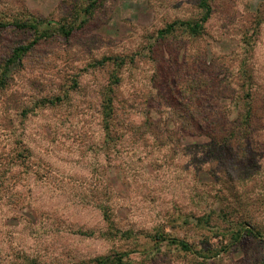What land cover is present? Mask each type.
Instances as JSON below:
<instances>
[{
  "label": "rangeland",
  "instance_id": "374dc122",
  "mask_svg": "<svg viewBox=\"0 0 264 264\" xmlns=\"http://www.w3.org/2000/svg\"><path fill=\"white\" fill-rule=\"evenodd\" d=\"M199 2L0 0V24L36 15L75 27L7 70L34 36L0 30V264L122 252L126 264H264V0H211L200 35L159 38L199 19ZM106 56L125 63L96 65ZM196 74L207 85L189 98ZM109 87L115 120L136 134L120 124L106 134ZM190 116L209 121L183 129Z\"/></svg>",
  "mask_w": 264,
  "mask_h": 264
},
{
  "label": "trees",
  "instance_id": "16d2710c",
  "mask_svg": "<svg viewBox=\"0 0 264 264\" xmlns=\"http://www.w3.org/2000/svg\"><path fill=\"white\" fill-rule=\"evenodd\" d=\"M96 4L95 1L91 2L89 6L87 7V12L92 11L93 5ZM199 6L202 9V16L197 19V20H178L169 23L165 28L161 29L159 31V38H166L168 35L172 34L177 28H183L185 31L190 33L193 36L200 35L202 33V30L204 29L205 23L209 20V18L212 15V5H211V0H200ZM15 27L20 30H26V31H31L33 33V38L30 42L28 43H23L15 46L13 48L12 54L10 58L8 59L6 63V70L8 69V66H10L11 63L15 62H22L26 55L42 40L48 39L56 34H61L64 36H70L73 31L75 30V27L73 25H69L67 23H59L56 26H52V23L50 20H47L45 18L36 16V15H31L28 19L26 20H18L13 22V24H0V30L6 29L7 27ZM120 59V60H119ZM109 61H113L116 65L119 67L122 66L125 63L124 58H119V57H111V56H106L100 60L96 61V65H103L104 63ZM6 73V72H5ZM245 73L241 75L244 77ZM194 79H191L192 82L195 84H192L191 89V94L188 92L189 87H186L185 89L183 88L182 93L184 94H189V98L194 97L197 94V90L201 89L204 90L206 88V83L204 82L203 79V74H196ZM112 85H116L120 82V76L117 73L112 74ZM4 79L2 78L1 81ZM114 88L109 87V89L104 93L102 97V113H103V125H104V130L106 131V134L108 136H111L110 134L113 133L114 129H116L117 125L120 124L121 126L127 127L129 130L132 132L137 133L139 131V126L137 123H135L132 120H122L120 121L115 120V113H116V107L114 106ZM248 96H251L250 92L247 94ZM248 108L246 110V113L244 114L243 118L241 119L242 124L248 125L252 116V108H251V103L248 102ZM190 107H193V103H185L184 108L187 110ZM201 106L198 111H201ZM191 114V113H189ZM183 122L181 123V127L183 129H187L189 127H204L202 124L203 122H208L209 120H199L196 118H185L182 120ZM208 129L210 130H215L216 126L213 127L209 123ZM221 135H225L231 128L229 126H226V128H221ZM112 131V132H111ZM108 219V218H107ZM156 241H169L170 243H175L180 245L184 250H191L192 246L185 240L179 239L176 237H167V236H160V237H155ZM129 255V252H122V253H117L113 255H108V256H102L97 259L95 264H126L124 259ZM37 264V263H35ZM263 264V263H260Z\"/></svg>",
  "mask_w": 264,
  "mask_h": 264
}]
</instances>
